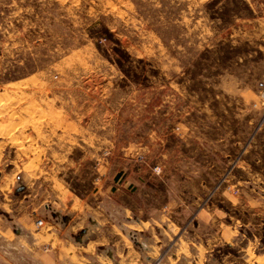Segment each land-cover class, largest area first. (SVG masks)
<instances>
[{"label":"rangeland","instance_id":"obj_1","mask_svg":"<svg viewBox=\"0 0 264 264\" xmlns=\"http://www.w3.org/2000/svg\"><path fill=\"white\" fill-rule=\"evenodd\" d=\"M54 111L93 207L213 205L264 254V0H0V142Z\"/></svg>","mask_w":264,"mask_h":264},{"label":"crops","instance_id":"obj_2","mask_svg":"<svg viewBox=\"0 0 264 264\" xmlns=\"http://www.w3.org/2000/svg\"><path fill=\"white\" fill-rule=\"evenodd\" d=\"M80 132L85 127L69 112L54 111L46 124L0 142V264H261L255 238L213 205L198 212L187 235L180 205L127 206L117 185L93 207L54 171L83 164L85 146L74 141ZM45 166L51 171L39 168Z\"/></svg>","mask_w":264,"mask_h":264},{"label":"built area","instance_id":"obj_3","mask_svg":"<svg viewBox=\"0 0 264 264\" xmlns=\"http://www.w3.org/2000/svg\"><path fill=\"white\" fill-rule=\"evenodd\" d=\"M36 225H37V227L42 228V227H44L45 224H44V221L42 219H37ZM134 264H143V263H134ZM150 264H158V262L150 263Z\"/></svg>","mask_w":264,"mask_h":264}]
</instances>
